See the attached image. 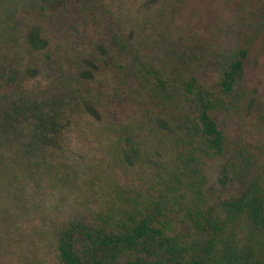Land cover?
<instances>
[{
  "label": "trees",
  "instance_id": "trees-1",
  "mask_svg": "<svg viewBox=\"0 0 264 264\" xmlns=\"http://www.w3.org/2000/svg\"><path fill=\"white\" fill-rule=\"evenodd\" d=\"M95 48L54 75L48 100H24L26 77L0 74V255L29 238L19 264H264V165L246 150L228 155L210 116L218 97L181 68L143 61L130 35ZM243 56L222 66V95L234 93ZM108 66L119 78L111 99L130 100V115L110 116L87 85ZM5 84L18 92L2 94ZM66 107L95 119L101 157L86 167L58 143ZM46 201L75 213H36Z\"/></svg>",
  "mask_w": 264,
  "mask_h": 264
},
{
  "label": "rangeland",
  "instance_id": "rangeland-1",
  "mask_svg": "<svg viewBox=\"0 0 264 264\" xmlns=\"http://www.w3.org/2000/svg\"><path fill=\"white\" fill-rule=\"evenodd\" d=\"M118 33L130 35L143 61L159 69L181 68L212 91L220 102L210 116L226 139L228 155L246 150L264 165V0H0V74L16 70L26 77L24 100L40 102L50 98L42 92L58 71L72 73L95 47H107ZM241 52V78L234 93L224 96L217 86L222 66ZM105 69L87 85L100 94L110 116L130 115V100L111 99L119 78L109 66ZM13 90L18 92L1 87L2 94ZM65 114L71 122L58 143L72 161L86 167L100 156L91 131L95 119L87 112V124L84 111L78 114L70 107ZM63 206L46 201L36 213H75ZM12 243L0 264L31 258L29 238Z\"/></svg>",
  "mask_w": 264,
  "mask_h": 264
}]
</instances>
